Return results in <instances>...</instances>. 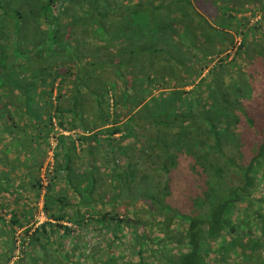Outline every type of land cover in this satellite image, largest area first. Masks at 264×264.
Here are the masks:
<instances>
[{
	"label": "trees",
	"instance_id": "1",
	"mask_svg": "<svg viewBox=\"0 0 264 264\" xmlns=\"http://www.w3.org/2000/svg\"><path fill=\"white\" fill-rule=\"evenodd\" d=\"M9 1L5 264H264V0Z\"/></svg>",
	"mask_w": 264,
	"mask_h": 264
},
{
	"label": "rangeland",
	"instance_id": "2",
	"mask_svg": "<svg viewBox=\"0 0 264 264\" xmlns=\"http://www.w3.org/2000/svg\"><path fill=\"white\" fill-rule=\"evenodd\" d=\"M2 2V0H1ZM3 7H8V5L13 9H19L21 10L22 12H26V7H24V5L20 4V3H16V2H10L9 0H3ZM2 106V100H0V107ZM54 143V142H53ZM0 149H2V146L0 147ZM28 156H25V158H27ZM40 157L41 159H43L44 161V164H43V169L41 170V178H43L44 180V183H46V179H47V176H46V169L49 168L50 171L52 169V166H53V152H52V149L50 150H47L46 151V154H40ZM0 171H2V168L0 169ZM9 171V170H8ZM36 173V171H35ZM4 174V172L2 173V175ZM22 180V177L21 176H15L12 180V184L16 186V183H18L19 181ZM61 186L59 185V188ZM63 197V194L62 196ZM40 204V207H42V201L39 203ZM40 211V214L37 216V220H36V225L35 227H38L39 225L43 224V223H46V222H49L47 221V219L45 218V216L41 213V210ZM1 222V221H0ZM1 224V223H0ZM64 226H68V227H72L71 224H64ZM87 234V233H86ZM85 233H82L80 234L82 237V239L78 242V244L76 245H70L69 244V240H67L65 242V248L68 249L69 247L72 246V248L70 249V251L73 253V257H80V261H81V264H95V263H101L103 261L102 258H99V260H94V258H92L91 256V250L90 249H93L94 245H96V241L99 240L98 239V236H96L95 238H93L90 234H87L86 235ZM17 236H19V233H17ZM95 236V235H94ZM124 243L126 244V247L127 249H131L132 248V245H134L135 242H133V240L129 237V234L128 236H126V238L123 239ZM20 243V242H19ZM19 252L21 253L22 252V247L21 245H19ZM21 250V251H20ZM9 249L5 248L3 245H2V241L0 240V264H5V259H4V255H9ZM16 258H13L9 264H15V262L17 261V256L20 257V255L16 252ZM126 256L127 258L123 261H121L123 264H129V262H131L132 258H134V256L131 255V253L129 252V250L126 251ZM22 257V256H21ZM77 259V258H75Z\"/></svg>",
	"mask_w": 264,
	"mask_h": 264
},
{
	"label": "built area",
	"instance_id": "3",
	"mask_svg": "<svg viewBox=\"0 0 264 264\" xmlns=\"http://www.w3.org/2000/svg\"><path fill=\"white\" fill-rule=\"evenodd\" d=\"M54 144V143H53Z\"/></svg>",
	"mask_w": 264,
	"mask_h": 264
}]
</instances>
